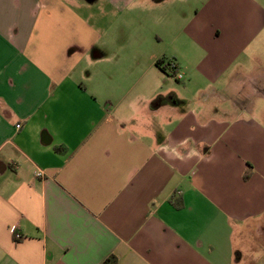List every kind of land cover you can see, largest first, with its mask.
I'll use <instances>...</instances> for the list:
<instances>
[{
  "label": "crops",
  "instance_id": "0c3cea01",
  "mask_svg": "<svg viewBox=\"0 0 264 264\" xmlns=\"http://www.w3.org/2000/svg\"><path fill=\"white\" fill-rule=\"evenodd\" d=\"M262 220L264 5L0 0V264H242Z\"/></svg>",
  "mask_w": 264,
  "mask_h": 264
},
{
  "label": "rangeland",
  "instance_id": "374dc122",
  "mask_svg": "<svg viewBox=\"0 0 264 264\" xmlns=\"http://www.w3.org/2000/svg\"><path fill=\"white\" fill-rule=\"evenodd\" d=\"M256 1L264 5V0H256ZM123 17L124 20L126 21L125 26L129 31H131V35H127L126 37L127 46H125L127 50H130L135 48L136 44L137 47L140 45V41H141L140 37L137 36L135 37L132 31H134L135 29L139 28L142 25L145 16H144V12L140 8L139 9L133 8L130 11L126 10L125 12H123ZM150 31L151 30H145V32L141 34L142 35L141 44L150 45V46L156 45L155 44L156 37L153 35L154 33H151ZM100 43L101 44L108 43L116 47L121 44L119 40L116 39L114 41L111 39V37L107 39L103 37ZM129 53L130 52L127 51V54ZM138 65L139 64L134 63L133 65L134 69H137ZM83 68L87 69V67H85L84 64H83ZM94 69L95 68L92 67V70ZM181 83L182 82L180 81L178 84ZM237 247H238L237 248L238 251L241 253L243 257L242 264H264V225L256 224L254 232L251 231V233H246L244 238H239L237 240Z\"/></svg>",
  "mask_w": 264,
  "mask_h": 264
},
{
  "label": "trees",
  "instance_id": "16d2710c",
  "mask_svg": "<svg viewBox=\"0 0 264 264\" xmlns=\"http://www.w3.org/2000/svg\"><path fill=\"white\" fill-rule=\"evenodd\" d=\"M170 65V63L167 65V66H169ZM157 66L158 67H160V68H162V70H165V68L166 67H164V62L163 61H161V62H158L157 63ZM174 205L177 207V208H182L183 207V202H182V200L181 199H176L175 201H174ZM110 261H112V263L113 264H116V261L114 260H110Z\"/></svg>",
  "mask_w": 264,
  "mask_h": 264
},
{
  "label": "built area",
  "instance_id": "2783aa9c",
  "mask_svg": "<svg viewBox=\"0 0 264 264\" xmlns=\"http://www.w3.org/2000/svg\"><path fill=\"white\" fill-rule=\"evenodd\" d=\"M182 78H183V75L182 74L177 77L178 80H181ZM43 175H44V173L42 171H37V173H36V176L39 177V178H42ZM16 237L17 238H20L21 236L20 235H17Z\"/></svg>",
  "mask_w": 264,
  "mask_h": 264
}]
</instances>
